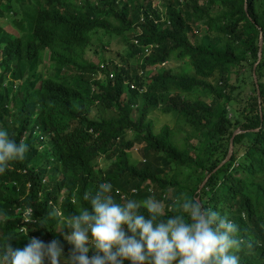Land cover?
<instances>
[{"label":"trees","instance_id":"trees-1","mask_svg":"<svg viewBox=\"0 0 264 264\" xmlns=\"http://www.w3.org/2000/svg\"><path fill=\"white\" fill-rule=\"evenodd\" d=\"M0 17V128L29 146L0 174V240L57 239L67 256L65 217L109 182L116 202L151 197L163 216L199 198L237 225L239 264H264V0H0ZM105 37L122 39L115 57ZM172 57L192 71L149 72ZM233 73L250 78L243 103ZM152 111L189 127L180 144Z\"/></svg>","mask_w":264,"mask_h":264},{"label":"clouds","instance_id":"clouds-1","mask_svg":"<svg viewBox=\"0 0 264 264\" xmlns=\"http://www.w3.org/2000/svg\"><path fill=\"white\" fill-rule=\"evenodd\" d=\"M28 147L0 128V174L23 161ZM111 192V183H100L95 193L84 194L87 206L65 217L67 256L57 239L45 244L33 237L13 250L6 242L14 239L6 238L0 240V264H43L45 259L48 264H239L244 241L236 235L237 225L195 197L179 201L175 214L163 216L154 198L119 203ZM27 215L32 216L31 209Z\"/></svg>","mask_w":264,"mask_h":264},{"label":"rangeland","instance_id":"rangeland-1","mask_svg":"<svg viewBox=\"0 0 264 264\" xmlns=\"http://www.w3.org/2000/svg\"><path fill=\"white\" fill-rule=\"evenodd\" d=\"M154 3H156L157 5L161 4L162 0H154ZM0 26H3L8 31H13L10 24L7 23V21L4 17H0ZM194 35H197V34L194 33ZM106 39H108V38L105 37V40H102V41L104 42V44H106L107 41H109L107 44L109 48L105 50L104 54L106 57H115L117 54V50H119L120 46L123 44V42L121 41L122 39L121 38H111L108 40H106ZM98 47H97V49H98ZM99 53H101V51ZM95 55L96 54H93V51L89 50V49L86 51V54H85V56L91 60L96 59ZM115 59H117V58H115ZM159 67L171 68L175 71H179L181 69H184L185 71H188V72L192 71L191 66H189L187 63L182 62V60L177 59L175 57H172V59L169 62H167L165 65L163 63L161 65L155 66L154 68L150 69L149 72L151 74H153ZM98 78H100V75L98 76ZM242 80H243V83H242ZM231 83L233 85H235L236 87L241 85V87H238L236 89L238 94H235L234 99L236 102L243 103L245 98H246L245 95L249 93V88L251 86L250 78L245 73H244V76L243 75H234V73H233ZM205 100H209V99L206 98ZM93 113L94 112H92L91 114H93ZM133 115H134V113H133ZM135 115H136V111H135ZM149 118L153 122V127H154L155 131H158L164 124L169 125L171 128V131L174 133V139L178 144H180L183 141L182 140L183 137H185L189 133V127H187L185 125H181L180 123H178L174 115L164 114V113H161L159 111H152L149 114ZM191 142H195V141L193 139H191ZM129 153H130V160L132 162L139 161L141 159V145L136 144L133 147V149L131 151H129ZM107 163H108V160H106L103 156L98 158V166L103 167ZM173 194H174V192H171L168 195L172 196ZM160 203H161L162 210H163V203L162 202H160Z\"/></svg>","mask_w":264,"mask_h":264},{"label":"water","instance_id":"water-1","mask_svg":"<svg viewBox=\"0 0 264 264\" xmlns=\"http://www.w3.org/2000/svg\"><path fill=\"white\" fill-rule=\"evenodd\" d=\"M261 48H262V36L260 35L259 36V51H258V59H257V62L254 64V69H255V67H256V64L258 63V61L260 60V57H261ZM253 77H254V81L256 82V76H255V74H254V72H253ZM256 85H257V83H256ZM257 95H258V99H259V91L257 90ZM240 132V130H236V131H234V133H233V136L231 137V139H230V143H229V149H228V154H227V156L225 157V159L223 160V161H221V163L218 165V167L222 164V163H224L225 161H227V160H229V158H230V156H231V154H232V150H233V137H234V135L236 134V133H239ZM208 177V176H207ZM204 182H205V180L203 181V183L200 185V187H199V189L203 186V184H204ZM197 200L199 201V198H197Z\"/></svg>","mask_w":264,"mask_h":264}]
</instances>
